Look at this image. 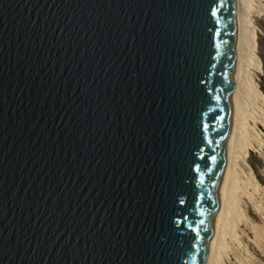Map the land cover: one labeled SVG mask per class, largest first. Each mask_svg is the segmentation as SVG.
I'll use <instances>...</instances> for the list:
<instances>
[{
	"label": "water",
	"instance_id": "1",
	"mask_svg": "<svg viewBox=\"0 0 264 264\" xmlns=\"http://www.w3.org/2000/svg\"><path fill=\"white\" fill-rule=\"evenodd\" d=\"M237 2L0 0V264L210 263Z\"/></svg>",
	"mask_w": 264,
	"mask_h": 264
},
{
	"label": "rangeland",
	"instance_id": "2",
	"mask_svg": "<svg viewBox=\"0 0 264 264\" xmlns=\"http://www.w3.org/2000/svg\"><path fill=\"white\" fill-rule=\"evenodd\" d=\"M247 11L248 44L259 60L260 71L254 74V79L264 94V0H249ZM251 101H254L253 104L251 102L252 105L257 106L254 107H260L262 113L259 109H253L252 105L248 109L251 114L250 117L247 115V126L252 133L248 137L244 153L237 151L242 160L238 159L236 169L239 171L233 180L239 186L236 184L238 187L229 192L226 212L231 209V224L230 229L222 232L223 244H220V259L216 264H264V255L259 250L255 233L258 228H264V125L252 121L254 114L256 119L259 115L264 117V105L261 99L253 98ZM255 138L261 139L263 144L259 146ZM229 189H232V185Z\"/></svg>",
	"mask_w": 264,
	"mask_h": 264
},
{
	"label": "bare ground",
	"instance_id": "3",
	"mask_svg": "<svg viewBox=\"0 0 264 264\" xmlns=\"http://www.w3.org/2000/svg\"><path fill=\"white\" fill-rule=\"evenodd\" d=\"M248 5H249V0H238L237 2L238 39H239L238 97H237V106H236L235 117H234L233 137H232L230 151L228 155V167H227L226 180H225L224 189H223V198H222L220 208H219V214H218L216 228H215L213 252H212V256H211L209 264H216V261L220 259L219 256H220V252L222 248L220 244H223V237H221L222 232L224 233L225 230L230 229L231 222H230L229 215L231 214L230 213L231 209H229L228 212H226L227 211L226 206H227L228 198L230 195L229 192H233L232 190H235L239 186L238 185L239 183H236L233 180L234 175H236L237 171H239L237 170L238 163H239L238 159L242 160V157L238 156L240 154L237 155V151L239 153L240 152L244 153L243 151L245 150V146L248 144V137L250 133H252L250 132V127L247 126L248 116L249 114H251L249 113L250 110L248 112V109L254 102V101L252 102L251 100L253 98L261 99L264 105V94L258 88L256 81L254 79V74L260 71L259 70V60L254 55V53L251 51V48L248 44V28H249V23L247 21ZM254 105L256 106V104ZM254 105L252 106L254 107ZM256 107H254L253 109H255ZM257 109H259L260 112L262 113V110L260 109V107L256 108V111ZM254 115L252 117V121L264 125L263 115L261 116L259 115V117L257 116V119L256 117H254ZM251 129H254V128H251ZM254 134H257V133H254ZM257 135L255 136L252 135V136L256 137ZM255 141L257 142L259 146L263 144L261 142V139H256ZM230 185H232V189H229ZM255 233L257 236L256 239L259 244L258 245L259 250L264 255V228L263 229L258 228Z\"/></svg>",
	"mask_w": 264,
	"mask_h": 264
},
{
	"label": "snow or ice",
	"instance_id": "4",
	"mask_svg": "<svg viewBox=\"0 0 264 264\" xmlns=\"http://www.w3.org/2000/svg\"><path fill=\"white\" fill-rule=\"evenodd\" d=\"M183 203V202H182Z\"/></svg>",
	"mask_w": 264,
	"mask_h": 264
}]
</instances>
